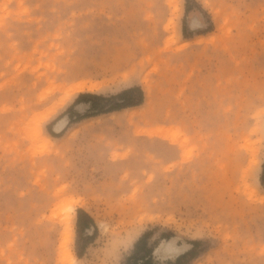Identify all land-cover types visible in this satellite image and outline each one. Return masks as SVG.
<instances>
[{
	"label": "rangeland",
	"instance_id": "374dc122",
	"mask_svg": "<svg viewBox=\"0 0 264 264\" xmlns=\"http://www.w3.org/2000/svg\"><path fill=\"white\" fill-rule=\"evenodd\" d=\"M0 264H264V0H0Z\"/></svg>",
	"mask_w": 264,
	"mask_h": 264
},
{
	"label": "trees",
	"instance_id": "16d2710c",
	"mask_svg": "<svg viewBox=\"0 0 264 264\" xmlns=\"http://www.w3.org/2000/svg\"><path fill=\"white\" fill-rule=\"evenodd\" d=\"M132 95H135L136 98H131ZM112 98H119L121 99L122 102L110 106V108H107L106 111H115V110H120L121 108L139 105L140 103H142L144 96L140 87H131L123 90L119 94L109 99L104 98L103 96L97 94H91V93L80 94L77 100L75 101V103L84 102V103H89L91 107H95V100L105 99L106 101H110ZM100 109L102 110L103 108ZM89 221L91 222L90 218H88V221L85 223V225H87ZM77 226L78 227L81 226V222L79 219L77 221ZM142 240L143 239L139 240V242L136 244V247L142 242Z\"/></svg>",
	"mask_w": 264,
	"mask_h": 264
},
{
	"label": "bare ground",
	"instance_id": "6f19581e",
	"mask_svg": "<svg viewBox=\"0 0 264 264\" xmlns=\"http://www.w3.org/2000/svg\"><path fill=\"white\" fill-rule=\"evenodd\" d=\"M77 89H80V87H78ZM62 127V125H61V123L58 125V126H56V129L58 130V129H60ZM59 131V130H58ZM71 218V217H70ZM69 226V225H68Z\"/></svg>",
	"mask_w": 264,
	"mask_h": 264
}]
</instances>
